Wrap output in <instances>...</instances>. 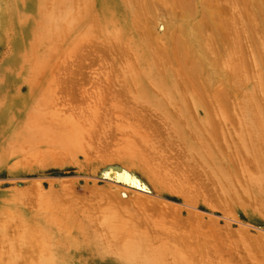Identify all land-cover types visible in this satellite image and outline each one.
<instances>
[{
	"label": "rangeland",
	"instance_id": "rangeland-1",
	"mask_svg": "<svg viewBox=\"0 0 264 264\" xmlns=\"http://www.w3.org/2000/svg\"><path fill=\"white\" fill-rule=\"evenodd\" d=\"M219 2L224 3V0H219ZM195 6H196L195 7L196 11L195 14L193 15L194 21L200 19L201 17V7L196 0H195ZM178 21H182V20L179 19ZM236 25H239V27L241 26L239 20H237ZM79 33H80V28H79ZM258 36L256 38H258ZM13 37H14V22L12 20H8L6 29H4L0 33V71L12 56V50L14 48ZM259 38H260V42L263 44V38H261L260 36ZM249 41H250L249 39L245 40L244 41L245 45L243 44L244 46H246L244 50V55H245L244 59H246L247 63L252 62V66H254L252 68H254V70L252 69L251 71L250 70L251 66H249L248 64H246V66L247 65L249 66L248 67L249 70L248 68H245V70L246 72L247 70L249 71L247 72L248 75L250 72H252L254 75L255 74L257 75L258 66L254 64L252 57L253 52L251 51V50L254 51L255 49L254 46L252 45L254 43H251ZM102 43H105L103 41V34L101 33L100 30H95L92 36L89 37L87 41L81 42V45H79L80 47L75 52L71 54H67L65 56L62 55V57L60 55V50L56 51V54H52L49 60V65L46 66L44 71L46 72L45 76L49 75L51 79L49 84L43 83L41 85H37L36 87L35 86L29 87L26 85H19V84L8 85V86L0 85V152L3 153L2 156H0V219H1L0 228L1 226H4V228H2V230H4L2 232L3 235L2 234L0 235V254L3 260L7 261L9 259V254H11L9 250H13V248L15 250V253L19 254L20 264L39 262L41 260H44V258H46L47 256H49V251L46 248L44 241H42V236L40 235L41 231L39 225L35 220L36 215L41 211L39 208L41 207L42 209L41 205L44 206L47 203V201L43 200L45 198L43 196H46L48 198V204L50 203L53 204L52 208L54 211L53 210L52 211L56 217L58 216L62 221H66V219L68 218L67 220H73L76 223L79 220L78 224H80L81 222L82 225L80 224L81 226L80 229H82L81 231H83L82 232L83 235L81 236H83L84 240L86 241L87 247L83 246V248L80 251V255L82 262H84L85 264H97V263L130 264L132 260L127 255L125 251L126 249L124 250V245L128 244V240H130V237L128 235H120L123 236L122 237L123 239L124 236L127 238L126 242L124 241L125 239L121 240L123 241L122 244V242L121 243L119 242L120 239L118 240V238L114 236L115 234H113L110 230V226L112 229V225H116L118 222H120L119 225L122 223L124 224L125 222L126 224L131 223L132 226L135 225L136 230L133 228L134 231L133 233L135 234V236L140 233L142 234L143 231H144V235L145 233H147L150 242L153 241L151 242L153 246L159 245V240L161 241L164 237L167 240L166 233L168 230L172 231L173 229L175 230L178 229L177 231H187L188 228L186 230V226L190 225V223H192L193 221V220L191 221L190 219V223L187 222L189 221V218H191L189 216H192L193 217L192 219L195 218L196 219V220L194 219L195 221L198 220L197 221L198 223L200 222L201 219L202 221L204 220V222L208 221V223L211 219L213 223L214 222L216 223L217 221L218 226H216L217 224H215L214 226L218 227V229L219 226H223V228L221 227V229L223 230L226 227L228 228L230 227V229L232 230L236 228L237 229L247 228L251 233L260 232L261 234L264 235V223H263L264 216L262 215V213H258L260 212V209H258L257 205H254L256 204L255 201L259 198L258 195L263 197L262 194H264V188L260 189V186L261 187L264 186V178L263 181L261 180L263 183L258 182L259 185L260 184L262 185L259 186L256 183V185H258L259 187L254 185L255 184L254 182H250L252 180L249 179L250 176H256L258 172L263 171L261 169H263L264 167L261 168L259 171L256 169L254 170L251 169L252 171L248 169L249 171H245V167H242L243 166L242 163L241 164L239 163V161L242 160V159L240 160V158L244 157V159H249L247 156L249 153L247 151L252 149L251 147H253V151L252 150L249 151L251 158V154L253 155L255 153L254 147L256 144L258 145V146L256 145L257 146L256 153L260 152L264 156V150H262L264 149V133L260 129L261 122L258 121L257 119H253L252 122L246 123L243 120V117L237 114L238 108L236 107L237 108L236 110V108L234 107L233 109L234 111H233L232 110L233 107H232L229 108L231 112L227 110V112L230 113L227 112L225 113V115L227 114L225 116V119L228 120L225 119L220 120V117L218 116L216 117V114H213L211 113L212 111H209L208 113L210 114L211 118L207 122L202 123L199 120L202 119V114H203L201 109L196 110V108L192 104L190 105V103H188L189 101L185 99L184 104L188 103L186 105L187 110L184 111L185 116L191 118V120L194 122L190 123L191 125L188 123V124H183L181 126H176L174 121L179 119V117L183 118L182 116H179L177 113L178 111L177 109L180 108L179 107L180 104L178 103L176 105L168 104L167 106H164L165 108L164 107L157 108L156 106H154V103H152V101H146V100H142V98H137L136 87L134 86V83L130 78L131 75H129L128 72L126 73V75L124 74V72H122L125 71L126 64L132 63V65L133 64L136 65V62L131 57V54L127 53L126 51L125 53H123V57L121 56L120 58V55L116 54L115 51H112L114 54L111 51L109 52L104 51V49L102 51L99 50L100 51L99 52L98 48L100 47V45L102 46ZM251 45L252 47H249ZM90 46L92 49L93 48L96 49L97 46H99L97 50L93 49L95 50L94 51L95 53L98 51L97 52L98 54L95 55L93 54L94 52L91 53L92 49L90 48ZM261 46L262 45H259L260 48H262ZM106 54L108 55L105 56ZM109 55H112V57L111 56H110L111 58L108 57ZM233 55L234 56L232 57L236 58L239 55V53ZM103 56L108 58L105 60L103 59L104 60L103 61L101 60ZM79 57H81L82 59L80 63H79L80 60ZM124 57L125 59H122ZM122 60L123 62H126V64H123ZM59 63H60L59 66L60 68L56 67L59 65ZM167 66L168 65L166 64V66L163 67H167ZM78 67H81V69ZM79 69L82 70L83 72L80 71ZM71 73L73 74L71 75ZM253 74L251 75V77L254 76ZM70 75L75 78L71 77ZM69 77L75 80L73 82V80L71 79L72 83L70 84L68 83L69 84L68 85L67 82H69L70 80L67 81V78ZM254 77H252L251 79L249 78V83H248L249 85L247 84V86L249 88L254 86L256 90L258 88V91L260 89L261 94L257 93L255 89H253L256 92L255 94L259 95L257 97L260 101L261 99L259 97L260 96L264 97V89H262L263 90L262 91L261 90L262 87L259 88V85L257 86V81H258L257 76L255 78ZM240 89L241 90H239L240 92H238L237 99L241 100V98L244 99V97L242 96L245 95L244 91L246 89V86L243 85V87H241ZM156 93L158 94V92ZM154 95L156 96L155 99L157 98L162 102L166 101V99L162 97V95L159 94L158 95L154 94ZM38 100L40 103L38 102ZM166 111L168 112L166 114L167 116L165 115ZM29 112L37 116L35 118H32V115H30L29 117ZM238 112L241 113L239 110ZM170 116L173 119L172 118L170 119ZM239 116H241L240 118L242 119L243 123L240 122L241 119L239 118ZM27 120H32L34 123L37 124V125L34 124L36 126V127L34 126V128L30 127V129L33 130L34 139L32 140L24 139L21 141L10 139V135L16 134L21 129V127L25 125ZM37 120L39 121L37 122ZM163 121L165 124H163ZM215 123L217 124V126H214L216 125ZM221 123H224V125L222 124L223 128L219 127V126L222 127ZM44 124H46L45 127H43ZM209 124L211 125L209 126ZM239 124L241 125V127L245 125L243 127L244 129L246 128L245 132H247V130H250V132L253 133L252 135L251 134L248 135L250 132L249 133L247 132L246 134L247 137L243 142L239 138L241 134H245V132H243L244 130L242 131V128L240 127ZM255 124L256 125L259 124V126L257 125L258 126L257 128L260 129V130L258 129L259 131L257 130L258 132H254L253 130L255 129L254 127ZM140 125L142 126L140 127ZM246 125H248L249 127ZM38 126L40 128H37ZM213 126L215 127V129L216 127H218V129L214 130ZM190 127L192 129L194 128L193 129L194 132L190 131L191 130ZM42 128L45 129L43 130ZM26 129H28L27 126ZM70 129L73 132L72 131L70 132ZM189 131L191 135H188ZM200 132L201 133L203 132V134H201ZM193 133H196V135ZM63 135L64 136L66 135L65 138L63 137ZM146 135H148L147 140L148 139L149 140L146 141L143 139L144 141H142V138H144V136L146 138ZM213 135L216 137L214 141H213L214 139ZM199 136L203 138H207L206 140L210 142L211 148H214L215 145H217L218 148L219 146H221L220 148L221 150L219 149L218 151L220 155L223 153L225 156L228 153V155L225 156L224 159L220 158L221 160H219L218 164L221 168H224V170H227L228 168L229 174H232L231 179H233L232 180L234 182L233 184L238 185L236 189L234 188L237 185L235 186L233 185L234 187L231 186L230 188L231 190L233 188L236 192L238 190L241 193L240 199H242V201L240 200L239 203L238 202L236 203L234 202L235 200L231 198L232 200H234L231 201V203L233 202L234 203L233 206L229 207L228 210L233 208L232 212L231 211L226 212L225 209L220 205L222 200L219 199L220 197L218 196V194H213V197L207 196V193L209 192L208 189L206 191L205 188L207 187H205V185L207 182L208 185L210 184L209 182L210 179L208 180L206 178L207 176H203L204 171L202 172L201 170H205V167L207 169L209 168L210 170L208 171L212 173L210 175V178L214 181L216 180V182L217 181L220 182L221 180H223L221 181L223 183L226 180L224 179V177L223 179L220 177V173L218 171L215 172L214 170L213 172L211 171L213 169L211 168V166H213L214 168L216 167V164H214V162L211 163L212 162L211 160L201 161L203 159L200 160L199 158L200 155L198 156L195 151L193 150H190V152L188 151L189 150L187 147L188 142H192L196 144L197 147L200 145L198 144L200 140L198 142L196 140L197 137ZM217 136L219 137L217 138ZM248 139L250 140V142H246ZM217 141H219V143ZM171 142L172 144H170ZM239 142H241L240 146H239ZM243 143L246 144L243 145ZM249 144H251L252 146L250 145L251 146L250 147ZM260 146L262 149L260 148ZM151 148L154 149L152 150ZM215 148L214 151L217 149ZM234 149L235 151L238 149L237 152H239L242 149L239 152V155L243 154L242 157H239L238 154H236L237 152L234 151ZM157 150L158 152L155 153ZM222 150L227 153L222 152ZM140 152L143 153L141 154ZM233 152H235L236 155ZM232 153H233L232 156L234 157L237 156V158H235V161L238 160V163L230 166L227 163L228 159L235 162L233 160L234 157L233 158L230 157ZM192 154L194 157L193 159L196 163H194L193 161L192 163L194 164L192 163L188 164L186 160H191V159H188L187 157L188 155L189 156L191 155L192 157ZM152 156L153 157L156 156V157L153 158ZM148 157L153 159L150 158L147 159ZM174 157L175 158L177 157L178 159L176 158L177 159L176 160ZM183 157H185V159ZM155 159L159 161V163H157ZM180 164L186 169L181 167ZM207 164H209L210 166L208 165L207 167L206 166ZM167 165L169 166L167 167ZM175 167H177L178 170ZM179 167H181L180 170ZM250 168H254V167H250ZM166 169L167 171H165ZM189 171H192V173H190ZM253 172L256 173L254 174ZM181 173L182 175H180ZM185 173L186 174L189 173L190 175L189 174L186 175ZM195 173L197 175H195ZM192 174L195 177L199 178V180H197V178H194ZM261 175L264 176V173L258 174L257 176H261ZM218 178L219 180H217ZM200 179L201 181L203 180L202 183L204 185L201 183ZM252 186L253 187L256 186L255 187L256 192L259 191L260 193H257V195L255 191L253 193ZM199 187L201 189H199ZM203 187L205 190L203 189ZM216 187L217 186L215 185V188ZM248 191H250L249 195H248ZM193 192H195V194H192ZM201 192L203 194H201ZM107 194L111 195V196L108 195L110 198L108 196L106 197ZM254 194L257 196V199ZM214 195L218 197L215 196L216 198L215 199ZM143 196L145 203L142 201ZM182 196H184L186 199L190 197L188 199L189 202L186 201V199H183ZM250 196L251 197L253 196L255 198H251ZM50 198L52 199V202H50L51 201ZM116 198L117 200H119V202L118 201L117 202L120 203L122 208L120 205L116 206L117 202L114 201L116 200ZM112 199L114 200L111 202L110 200ZM147 199L151 203L148 202L147 204ZM218 199L221 200V202H219ZM28 200H30V202ZM212 200L218 203L216 204ZM13 201H15V203H13ZM42 201H45L46 203L45 202L43 203ZM160 201L162 203H160ZM39 202L40 203L42 202L41 205ZM127 203H129V205ZM163 203L166 206L163 205ZM208 203L210 206L215 207L217 209L215 208L213 209L208 205ZM240 203L241 206H239ZM249 203H253V205H250ZM92 204L94 205L92 206ZM106 204L108 205L106 206ZM109 204L110 206L111 204L114 206L110 210L112 212V213L110 212L111 214L109 213V210L107 211V209H109ZM221 204L223 205V203ZM217 205L220 207H217ZM162 206H164L165 208ZM141 208H143V211H141ZM185 208H187L188 211H186L187 209ZM55 209H57L56 211L58 212H55ZM82 209L86 213H83ZM135 209H137L138 211ZM159 209H160V214L155 216L157 217L155 220L159 218L158 220L160 224L162 225L164 224L163 226L169 228L168 230L165 229V231L167 230L166 233H164L165 232L164 229H162L159 224L149 226L148 228L145 225L139 227V225H141L138 219L140 216L149 217L152 216L151 215L152 213H154L153 215H156L155 212L158 213ZM3 210H6L7 212L13 210L14 213L9 212L7 215V213L6 214L3 213ZM147 210L149 211V213H151L150 215ZM222 210L223 212L225 211L226 214H224ZM62 211H63V215H61ZM139 211L142 214H140ZM145 211L146 214L143 215ZM187 212L192 215L188 214ZM70 214L71 216H69ZM166 214H168L169 216H167ZM173 214L174 216H172ZM178 215L182 217V219L184 218L183 220L185 221V223L184 221H182L184 223V226H180L182 222L181 223L179 222L180 224L177 225L176 222L178 220L179 221L182 220ZM170 216L173 218H171ZM177 216L179 217V219H176L177 221L174 220V222L175 221L176 222L172 223L174 217L177 218ZM200 216H202V218ZM185 217H188L186 218L187 221L185 220ZM114 218H117L116 224ZM160 218L162 221H160ZM15 219H17L18 221H14ZM110 219L114 222H112L113 224L111 223L112 225H109L108 228V226H106L105 224H107L108 220L110 221ZM12 221L15 223L12 224L11 223ZM212 221L210 222L212 223ZM9 222L11 226L10 225H8V227L5 226ZM82 222L84 223V225ZM171 223L177 226H174ZM186 223L189 224L187 225ZM14 224L17 226H15ZM29 224H30L29 227L31 229L29 227L27 228ZM108 224H110V222ZM123 224L122 227L125 228L123 229L125 230L123 231L124 233L128 230H126L127 227L123 226ZM167 224L169 225L167 226ZM225 224L228 226H225ZM18 225L21 226L19 227ZM171 226H173L174 228H171ZM200 226H203V222L202 225ZM105 228L107 229V231L109 230V232H107ZM203 228H207V227L204 226ZM137 229L139 230L138 233L136 232L138 231ZM140 229L142 230V232ZM153 229L155 230L153 231ZM161 230H163L164 232ZM158 231L159 233L157 234ZM53 232H54L53 237L51 238V240H49L50 243L48 242L50 246H53V248L55 247L62 248L64 251L69 252L72 239H76L75 237L73 238V236L75 235L74 228L72 227L70 229L67 228L62 230L55 229ZM160 234L161 235L165 234V235L160 236ZM103 235H104V239H106L105 236L108 237L106 239L107 240L106 242H102L103 240H100V238H102ZM95 236H97L98 238ZM150 236H152V240ZM153 236H155L156 238ZM176 244L173 243L172 245L175 246ZM115 246L116 247L118 246L120 250L119 249H118L119 251L116 250ZM177 246L178 244L175 247L177 248ZM16 248L19 249V251H17ZM41 248H43V251ZM105 251L106 252L109 251L111 254L109 252L108 253L110 255L108 253H104ZM239 254L241 256L245 255L243 251H239ZM166 255H167L166 264H181L185 262L182 259L179 260L176 258V256H182V257L183 255L185 256V254L182 252L179 251L178 252L176 251L175 253L168 252ZM238 258L239 256H237V259ZM190 263H197V261H191ZM183 264H186V262ZM229 264H232V262L230 261Z\"/></svg>",
	"mask_w": 264,
	"mask_h": 264
},
{
	"label": "bare ground",
	"instance_id": "bare-ground-1",
	"mask_svg": "<svg viewBox=\"0 0 264 264\" xmlns=\"http://www.w3.org/2000/svg\"><path fill=\"white\" fill-rule=\"evenodd\" d=\"M196 1L199 3V5L201 7V17H200V19L194 21L193 15L195 14V11H196L195 10V7H196L195 6V0H0V33L4 29H6L8 20H12L14 22V37H13L14 38V48L12 50V56H11L10 60L7 61V63L4 65V67L0 71V85L8 86V85H18L19 84V85H26L29 87H33V86L36 87L37 85H41L43 83L49 84L51 79H50L49 75L45 76L46 72H44V71H45L46 66L49 65V60H50L52 54H56V51H58V50H60L61 57H62V55L65 56L67 54H71V53L75 52L80 47L79 45H81V42L87 41L89 39V37L92 36V34L94 33L95 30H100L101 33L103 34V41L105 43H102V46L100 45V47L97 46V48L99 47L98 51L99 50L102 51L103 49H104V51H107V52L115 51L116 54L120 55V58H121V56L123 57V53H125L127 51V53L131 54V57L136 62V65L135 64L132 65V63L126 64V62H123V60H122L123 64H126L125 71H122V72H124L125 75L127 72L129 73V75H131L130 78H131L132 82L134 83V86L136 87V97L137 98H142V100H146V101H152V103H154V106H156L157 108H163L164 106H167L168 104H174V105H176L177 103L180 104V106H179L180 108L177 109L178 110L177 113L179 116H182L183 118L179 117V119L174 121L176 126H181L183 124H188V123L190 124V123L194 122L191 120V118L186 117L185 113H184V111L187 110L186 105L188 103H190V105L192 104L196 108V110L201 109L203 114H202V119H199V120L202 123L207 122L211 118L210 114L208 113L209 111H212L211 113L216 114V117L217 116L220 117V120H221V119H225V116L227 115V114L225 115V113L227 112V110H229V108L233 107L232 108V110H233L234 107L235 108L237 107L238 110L241 112V113H239L237 108H236L237 114L241 115L243 117V120L246 123L252 122L253 119H257L258 121H260L261 122L260 129L264 133V97L260 96L259 98L261 100L259 101V99L257 97L259 95L255 94V93L257 92V93L261 94L260 89H259V91H260L259 92L258 88L256 90L254 88V86H252V87L250 86L251 88H249L247 86V84L249 83V78L251 79L252 77L257 76V80H258L257 86L259 85V88L262 87L261 90L264 89L263 88L264 87V0H224V3H222V2L220 3L219 0H196ZM179 19H181L182 21H178ZM237 20L240 21V24H241L240 27H239V25H236ZM81 27H83V28H81ZM79 28H80V33H79ZM81 29H82V31H81ZM256 35L257 36L259 35L261 38H263V44L260 42L259 36H258L259 39L256 38L257 37ZM248 39L250 40L249 42L254 43L252 45L254 46L255 49H254V51L253 50H251V51L253 52L252 57H253L254 64H256L258 66V73L256 72L257 75L256 74L254 75L252 72H250L249 75L247 74V72H249L248 71L249 66H251L250 67L251 71H252V69L254 70V68H252V67H254V66H252V62L247 63L246 59H244L245 58L244 57L245 56L244 50L246 47V46H244L245 45L244 41L248 40ZM257 39H258V42H257ZM246 45H247V43H246ZM252 45L249 47H252ZM259 45H262L261 46L262 48H260ZM101 47H103V48H101ZM90 48H91V46H90ZM97 48L96 49L93 48V49L97 50ZM93 49H92L91 53H93L95 51ZM246 50H247V48H246ZM97 52L96 53L94 52L93 54L96 55V54H98ZM237 53H239V55L236 58H233L232 57V56H234L233 54H237ZM80 55H82V54H80ZM107 55L108 54H106L105 56H107ZM105 56H103L104 58L102 57L101 60H103V59L105 60L110 56L112 57V55H109L108 57H105ZM63 59H64V57H63ZM79 59L78 60L80 63V61L82 59H81V57H79ZM96 59H97V57H96ZM122 59H125V57ZM98 60H99V58H98ZM166 64L168 66L163 67V66H166ZM246 64H248L249 66L248 65L246 66ZM59 66H60V63L56 67H59ZM78 66H80V65H78ZM78 68L81 69V67H78ZM245 68H248L247 72H246ZM80 71H82V70H80ZM71 72H72V70H71ZM73 73H75V72H73ZM73 73H71V75ZM251 73L254 76L251 77V75H252ZM71 77H73V76H71ZM71 77L67 78V81L70 80L69 82H67V84L72 83L73 79ZM73 78H75V77H73ZM74 80H73V82H74ZM243 85L246 86V89L244 91L245 95L244 96L241 95L242 97H244V99L241 98V100H240V99H237L238 98L237 95H238V92H240L239 90H241L240 88L243 87ZM70 87H71V85H70ZM253 89H255L256 92ZM156 92H158L159 95H162V97H164L166 99V101L162 102L157 98L155 99L156 96L154 94L158 95ZM242 93H243V91H242ZM185 99H187L189 101L187 104H184ZM38 102H39V100H38ZM229 111L231 112V110H229ZM230 112H227V113H230ZM167 113L168 112L166 111L165 115ZM30 115H32V118H35L37 116V115L29 112V117H30ZM241 116H239V118ZM37 118H39V117H37ZM171 118L172 117L170 116V119ZM225 120H228V119H225ZM38 121L39 120H37V122ZM222 121H224V120H222ZM240 122L243 123L242 119ZM254 123H255V121H254ZM34 124L37 125L32 120H27L25 125L23 127H21V129L16 134L10 135V139H15V140H20V141L24 140V139H28V140L34 139L33 138L34 137L33 136V130L30 129V127L34 128V126H35ZM163 124H165L164 121H163ZM222 124L224 125V123H221V125ZM45 125L46 124H44L43 127H45ZM204 125H206V124H204ZM210 125L211 124H209V126ZM223 125H222V127L221 126H219V127L223 128ZM257 125L259 126V124H257ZM257 125L255 124V126H254L255 129L258 127ZM26 126L28 129H26ZM141 126L142 125H140V127ZM214 126H217V124ZM246 126H248V125H246ZM240 127H241V125H240ZM243 127H241L242 131L244 130L243 132H245L246 128L244 129ZM37 128H40V127L38 126ZM55 128H57V127H55ZM71 129H70V132L73 130V129L72 130ZM163 129H164V127H163ZM190 129H191L190 130L191 132H194V130H193L194 128L192 129L190 127ZM213 129L217 130L218 127H216V129L214 127ZM233 129H235V128H233ZM255 129H253L254 132H258L260 130L259 128H257L256 130ZM226 130H227V128H226ZM156 131H157V129H156ZM190 131H189L188 135H191ZM251 131H252V129H251ZM247 132L249 133L250 130H247ZM247 132H245V134L240 133L241 136L239 139L242 140V142L245 141V138L247 137L246 136ZM193 134L196 135V133H193ZM201 134H203V132ZM250 134L252 135L253 133L250 132L248 135H250ZM178 135H180V134H178ZM210 135H211V133H210ZM65 136L63 135L64 138H65ZM219 136H220V134H219ZM219 136H217V138ZM67 137H68V135H67ZM147 138H148V135H146V138L144 136V138H142V141H144V140L148 141L149 139L147 140ZM222 138H221V140H222ZM251 138H252V136H251ZM251 138H250V140H251ZM257 138H258V136H257ZM206 139L207 138H203L200 136L197 137V139H196L197 142L200 140L198 142V144H200L198 147L196 144H194L192 142H188L187 143L188 144L187 147L189 149L188 151L189 152H190V150L195 151L198 156L200 155L199 156L200 160L203 159L201 161L211 160L212 161L211 163L214 162V164H216V167H215L216 170L213 166H211V168H213L211 171L212 172H213V170H214V172L218 171L220 173V177L222 179L224 177V179L226 181L224 180L225 182L222 183L221 181H223V180H221L220 182L217 181L218 182L217 183L216 180L214 181L210 178V175L212 173L208 171V170H210L209 168L207 169L205 167V170H201L202 172L204 171L203 176H207L206 178L208 180L209 179L211 180V181L209 180L211 185L210 184L208 185V182L205 185V187H207V188H205L206 191L208 189V192H209V193H207V196L213 197V194H218V196L220 197L219 199L222 200V202H221V200L218 199L219 202L223 203V205L221 203H220V205L225 209L226 212H229V211L232 212L233 208L228 210L229 207H232L234 202L239 203L240 200L242 201V199H240L241 193L238 190H237V192L234 190V189H236V187H238V185L235 184V185H237V186H235L233 184L234 183L232 181L233 179H231L232 174H229L228 168H227V170H224V168H221L218 164L219 160H221L220 158L224 159V157L227 156L228 153L222 150V152H225L227 154L225 156L223 153L220 155L218 151L221 148V146H219V148H218V146L215 145L218 150L214 146V148L217 150V151L216 150L214 151V148H211L210 142L207 141ZM215 139H216V137L214 136L213 141ZM240 140H238V141H240ZM250 140L248 139L246 142H250ZM146 141H145V143H146ZM217 142L219 143V141H217ZM226 143H227V141H226ZM230 143H231V141H230ZM240 143L241 142H239V146H240ZM170 144H172V142ZM245 144L246 143H243V145H245ZM258 144H260V143H258ZM165 145H163V146H165ZM167 145H168V143H167ZM250 145L251 144H249V146ZM256 145H255L256 148L254 147L255 153L253 155L251 154V158H250V152L249 151H251V150L253 151V147H251L252 145L250 146L252 149L247 151L249 153L247 155L249 159H244V157L240 158V160L242 159L243 161L241 160V161H239V163L240 164L242 163V165H243L242 167H245V171H249V170L252 171L254 169L259 171L261 168L264 167L263 166L264 165V156L260 152L256 153L257 146H258V145L257 146ZM154 148H151V149L153 150ZM260 148H261V146H260ZM238 149H239V147H238ZM238 149L236 151L234 149V151L237 152ZM262 150H264V149H262ZM262 150H260V151H262ZM149 151H151V150H149ZM157 152H158V150L155 153H157ZM235 152H233V153L235 154ZM239 152H237L236 154H238L239 157H242L243 154L240 153L242 155H239ZM39 153H41V152H39ZM140 153L142 154L143 152H140ZM233 153L230 156L232 158L234 157V156H232ZM2 154L3 153L0 152V156H2ZM126 154H128V153H126ZM155 157H153V158H155ZM149 158L150 157H148L147 159H149ZM153 158H150V159H153ZM183 158L185 159V157H183ZM187 158L191 159V160H186V162L188 164H191L194 161L193 154H192V157H191V155L190 156L188 155ZM235 158H237V156L233 158L234 161H235ZM158 159H160V158H158ZM169 161H170V159H169ZM157 163H159V161H157ZM194 163H196V162L194 161ZM194 163H192V164H194ZM227 163L230 166H232V165H235L236 163H238V160L233 162L232 160L228 159ZM146 164H147V162H146ZM209 164H210V162H209ZM209 164H207L206 166L208 167ZM246 164H247V166H246ZM151 165H152V162H151ZM220 165H221V163H220ZM168 166L169 165H167V167ZM181 167H183V166L181 165ZM181 167H179V170L181 169ZM250 167H254V168H250ZM175 168H177V167H175ZM183 168H185V167H183ZM157 169H159V168H157ZM177 170H178V168H177ZM261 170L264 171V168ZM165 171H167V169ZM236 171H237V169H236ZM263 171L258 172L257 175L264 173ZM189 172L192 173V171H189ZM232 173H234V172H232ZM171 174H173V173H171ZM187 174H189V173H187ZM193 174H194V172H193ZM202 174H199V175H202ZM174 175H176V174H174ZM180 175H182V173ZM195 175H197V174L195 173ZM257 175L249 177V179L252 180V181H250V180L249 181L254 182L255 183L254 185H256V183L259 185V183L262 182L263 178H264L263 175H261V176H257ZM163 177H165V176H163ZM188 177H190V176H188ZM194 178H197V177L194 176ZM190 179H192V178H190ZM178 180H179V178H178ZM197 180H199V178H197ZM208 180H206V181H208ZM217 180H219V178ZM200 181H201V179H200ZM202 181H201V183H202ZM173 182H175V181H173ZM224 183H226V184H224ZM197 184H199V183H197ZM252 184H250V185H252ZM177 185H179V184H177ZM215 185L217 186L216 187L217 189L215 188ZM233 185L235 186V188L234 189L232 188V190H231L230 187L231 186L234 187ZM258 185H256V186H258ZM260 185H262V184H260ZM193 187H195V186H193ZM255 187H253V189L252 188L251 189L253 190V193L255 191V193L257 195V193H260V192L259 191L256 192ZM261 188H264V186H262V187L260 186V189ZM199 189H201V188L199 187ZM203 189H204V187H203ZM250 191H248V195L250 194L249 193ZM192 194H195V192H193ZM201 194H203V193L201 192ZM108 195L109 194H107L106 197ZM196 195H198V194H196ZM204 195H206V194H204ZM246 195H247V193H246ZM256 195H255V197L257 199ZM262 195H263V197L258 195L259 198L257 200L255 199L256 201L254 200L256 203L254 205H257L258 209H260V212H258V213H262V215L264 216V194H262ZM109 196H111V195H109ZM215 196L216 195H214V198H215ZM218 196H216V197H218ZM43 197H45L43 200L47 201V203L45 201H42L43 203L44 202L46 203L43 206V205H41L42 202L41 203L39 202L40 205L42 206V209H41V207L39 208L41 211L36 215L35 220L39 225V228L41 231L40 235L42 236V241H44V244L49 251V256H47L46 258H44V260H41L39 262H35V263L32 262V263H28V264H85L84 262H82L81 255H80L81 249L83 248V246H86V241L84 240L83 236H81V235H83L82 234L83 231H81L82 229H80L81 228V226H80L81 222H80V224H78L79 220L76 223L73 220H67L68 218L66 219V221H62L58 216L56 217L54 215V213H53L54 210L52 208L53 204L52 203H50L51 205L48 204V198L46 196H43ZM182 197H183V199H186L184 196H182ZM255 197L252 196L251 198H255ZM46 198H47V200H46ZM189 198L190 197H188V199ZM231 198H233L235 201L232 200ZM145 199H146V197H145ZM188 199H186V201H188ZM205 199H206V197H205ZM113 200L114 199H112L110 201L112 202ZM5 201H7V200H5ZM28 201L30 202V200H28ZM114 201L119 202V200H117V198ZM142 201L143 202L145 201L144 196H143ZM212 201L216 204L218 203V202H215L214 200H212ZM229 201H230V203H229ZM231 201H234V202L231 203ZM50 202H52V199ZM118 202H117V204L115 203L116 206L120 205V203H118ZM148 202L151 203L147 199V204H148ZM13 203H15V201H13ZM91 203H93V202H91ZM160 203H162V202L160 201ZM112 204H111V206L109 204V209L106 208L107 211L109 210V213L111 212L110 210L112 209V207H114ZM127 204L129 205V203H127ZM152 204H154V203H152ZM216 204H214V205H216ZM249 204L253 205V203H249ZM87 205H89V204H87ZM93 205L94 204H92V206ZM107 205L108 204H106V206ZM163 205H165V204L163 203ZM195 205H194V207H195ZM208 205H209V203H208ZM36 206H38V205H36ZM116 206H115V208H116ZM239 206H241V203ZM242 206H243V203H242ZM162 207H164V206H162ZM210 207H212V206H210ZM217 207H220V206L217 205ZM121 208H122V206H121ZM132 208H133V206H132ZM212 208L214 209L215 207H212ZM166 209H168V208H166ZM170 209H172V208H170ZM185 209H187V208H185ZM215 209H217V208H215ZM56 210L57 209H55V212H58ZM135 210H137V209H135ZM177 210H179V209H177ZM223 210H222V212H223ZM5 211L6 210H3V213L4 214L7 213V215L9 212L10 213L13 212V210L12 211L10 210L8 212L7 211L5 212ZM141 211H143V208H141ZM156 211H157V209H156ZM186 211H188V209ZM225 211L223 212L224 214H226ZM1 213H2V211H1ZM83 213H86V212H84V210H83ZM139 213H140V211H139ZM148 213H149V211H148ZM117 214H118V212H117ZM128 214H129V212H128ZM140 214H142V213H140ZM144 214H146V211H145V213H143V215ZM150 214L151 213H149V215ZM153 214L154 213H152L151 214L152 216H149V217L147 215H146L147 217L140 216L138 218L140 223H141V225H139V227L142 225H145L148 228L149 226L159 224L160 227L162 229H164V231H165V229L168 230L169 228L163 226L164 224L163 225L160 224V222L158 220L159 218L157 220H155L157 218L155 216L160 214V209L158 210V213L155 212L156 215H153ZM163 214H165V213H163ZM188 214H190V213H188ZM188 214H187V216H188ZM61 215H63V211H62ZM65 215H66V212H65ZM166 215L169 216L168 214H166ZM179 215H180V212H179ZM190 215H192V214H190ZM69 216H71V214ZM172 216H174V214ZM178 216H177V218H175L176 217L175 216L173 220L171 219L172 223H175L177 221L176 219H179L180 216L179 217ZM232 216H235V215H232ZM260 216H261V214H260ZM170 217H169V219H170ZM189 217H191V218H189V221H187V219H186L188 217H185V220L189 223H190V219H191V221L192 220L193 221H192V223H190V225H188L189 223H186L189 226V227L186 226V230L188 228L187 231H177L178 229L177 230L173 229L172 231L166 230L167 231V233H166V231L164 232L163 230H161L164 233H166L167 240L164 237L161 241L159 240V245H157V246L156 245L153 246L151 244V242H153V241L150 242V240L148 238V234L145 233V235L147 234L145 236L144 231L142 234L140 233V234L135 236V234L133 233L134 232L133 228L136 230V227H135V225L132 226L131 223L126 224V222H125L123 224L122 223L123 221L121 222L123 224V226L127 227L126 230H128L124 233H123V231H125V230H123V229H125V228L122 227V224H120L121 226L119 225L120 222H118L116 224L117 218H114L116 225H112L113 224L112 222H114V221H112L113 220L112 218H111L112 220L111 219H110V221L108 220V223L110 222V224L105 222L108 224V225L107 224H105V225L108 226V228H109V225H112V229L110 226L111 232L113 234H115L114 236L116 238H118V240L120 239L119 242L120 243L122 242V244H123V241H121V240L125 239L124 241L126 242L127 238L124 236V239H123L122 238L123 236H120V235H128L130 237V240H128V244L124 245V250L126 249L125 251H126L127 255L132 260L130 262V264H166V256H167L166 254L168 252H174L175 253L176 251L177 252L179 251V252H182L185 254V256L183 255V257L182 256H176V258L179 260H181V259L184 260L186 262V264H229L230 261L232 262V264H264V235L261 234L260 232L251 233L249 231V229H247V228L246 229L245 228H243V229L242 228H238V229L236 228L237 230L236 229L232 230V229H230V227L229 228L226 227L223 230V229H221V227L223 228V226H219V229H218V227H216V226H218L217 221H216V223L215 222L213 223L211 218H210L211 219L210 221H212V223L210 221H209V223H208V221H205L206 222L205 223L204 220L202 221V219H201L202 216H200L201 218L200 217L199 218L201 220L198 223L197 222L198 220L195 221L196 220L195 218H194L195 219L194 220V219H192L193 218L192 216H189ZM164 218H166V217H164ZM171 218H173V217H171ZM180 219H182V217H180ZM183 219L180 221L178 220L176 222L177 225L180 224L182 221H184ZM7 220H8V218H7ZM174 220H176V221L174 222ZM213 220H214V218H213ZM14 221H18V220L15 219ZM132 221H134V220H132ZM160 221H162L161 218H160ZM201 221L203 222V226H200V225H202ZM261 222H263V221H261ZM11 223L13 224L15 222L12 221ZM184 223H185V221H184ZM184 223L182 222L180 224V226H184ZM16 224H17V222H16ZM19 224H20V222H19ZM215 224H217V225L214 226ZM227 224H228V222H227ZM8 225H10V222L8 224H6L5 226L8 227ZM14 225H12V226H14ZM83 225H84V223H83ZM168 225L169 224H167V226ZM172 225L177 226L175 224H172ZM207 225H209V226H207ZM15 226H17V225H15ZM29 226H30V224L27 226V228ZM180 226H179V228H180ZM204 226H206L207 228H203ZM225 226H228V225L225 224ZM72 227L74 228V231H75V235L73 236V238L75 237L76 239H72L69 252L64 251L62 248H56V247L53 248V246H50L49 240H51V238L53 237V233H54L53 231L55 229L62 230V229H67V228L70 229ZM2 228H4V226H1V228H0V235L4 231V230H2ZM15 228H17V227H15ZM144 228H146V227H144ZM171 228H174V227L171 226ZM160 229H158V230H160ZM211 229H213V230H211ZM154 230L155 229H153V231ZM106 231H107V229H106ZM107 232H109V230ZM136 232L138 233L139 230ZM141 232H142V230H141ZM21 233H23V232H21ZM158 233H159V231L157 232V234ZM108 234H106V235H108ZM162 235L160 234V236H162ZM69 236H71V235H69ZM95 237H97V236H95ZM150 237L152 240V236H150ZM153 237H155V236H153ZM28 238H30V237H28ZM79 238H81V239H79ZM102 238H100V240H103L102 242H106L107 241L106 239L108 237L105 236L106 239H104V235H103ZM173 243L178 244L177 248L175 247L177 244L174 246V245H172ZM41 249L43 251V248H41ZM118 249L119 248L117 246L116 250H118ZM13 250H14V248H13ZM13 250H9V252L11 254H9V259L7 261L3 260V258L1 257V254H0V264H20L19 263V254L18 253L16 254L15 250L14 251ZM17 251H19V249H17ZM239 251H243L245 253V255L241 256L240 255L241 253L239 254ZM108 252L109 251H107V252L105 251L104 253H108ZM236 255L239 256L238 259H237ZM82 259H84V258H82ZM191 261H197V263H190ZM185 262H183V263H185ZM183 263H181V264H183ZM97 264H99V263H97Z\"/></svg>",
	"mask_w": 264,
	"mask_h": 264
}]
</instances>
